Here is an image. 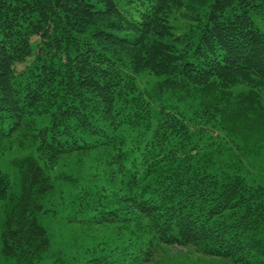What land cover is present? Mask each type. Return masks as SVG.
I'll return each instance as SVG.
<instances>
[{
	"label": "trees",
	"instance_id": "trees-1",
	"mask_svg": "<svg viewBox=\"0 0 264 264\" xmlns=\"http://www.w3.org/2000/svg\"><path fill=\"white\" fill-rule=\"evenodd\" d=\"M261 21L264 0H0V154L37 152L20 196L0 169L4 256L48 251L36 215L78 154L115 169L76 197L122 240L78 264H149L157 243L264 264Z\"/></svg>",
	"mask_w": 264,
	"mask_h": 264
},
{
	"label": "rangeland",
	"instance_id": "rangeland-1",
	"mask_svg": "<svg viewBox=\"0 0 264 264\" xmlns=\"http://www.w3.org/2000/svg\"><path fill=\"white\" fill-rule=\"evenodd\" d=\"M260 27L264 31V21H261ZM33 47L25 49L26 57L35 52ZM179 106L182 107V104ZM31 156L37 157L36 147L30 142L21 146L18 141L0 154V169L11 179V196H20L22 192L20 169L16 162ZM79 159L78 154L64 156L58 168L51 174L55 176L54 189L43 202L44 209L50 211H41L36 215L39 224L50 236V247L35 264H78L88 258L101 257L122 244L115 224L102 222L94 209H82L76 197L85 185L102 186L106 180L111 181L115 169L106 167L104 161L95 158H83L82 161ZM252 165L256 172L264 174V150ZM60 174L77 179L78 182L57 177ZM11 205L10 200L0 201V264H17L14 258L6 257L2 252L1 234L6 211ZM159 247L157 243V257L149 264H235L227 258L205 256L192 247Z\"/></svg>",
	"mask_w": 264,
	"mask_h": 264
}]
</instances>
